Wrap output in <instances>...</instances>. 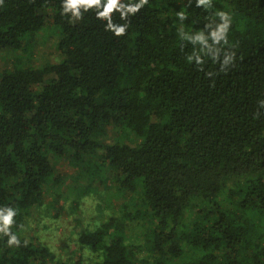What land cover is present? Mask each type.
Listing matches in <instances>:
<instances>
[{
    "label": "trees",
    "instance_id": "1",
    "mask_svg": "<svg viewBox=\"0 0 264 264\" xmlns=\"http://www.w3.org/2000/svg\"><path fill=\"white\" fill-rule=\"evenodd\" d=\"M117 2L0 0V50L50 25L61 57L0 71V264H57L24 230L62 157L135 197L82 228L74 264H264V0Z\"/></svg>",
    "mask_w": 264,
    "mask_h": 264
},
{
    "label": "rangeland",
    "instance_id": "2",
    "mask_svg": "<svg viewBox=\"0 0 264 264\" xmlns=\"http://www.w3.org/2000/svg\"><path fill=\"white\" fill-rule=\"evenodd\" d=\"M58 39L57 30L48 25L38 33L31 54L21 50H0V71L14 64L40 67L59 61ZM52 162L56 174H59L58 182L46 186L45 203L40 208L32 209L24 234L27 238L33 237L48 244L56 255L57 264H74L84 252L77 242L82 228L88 223H100L113 215L120 217L122 209L134 210L135 197L127 191L119 193L115 170L106 164L93 176L86 173L77 178V171L67 157L52 158ZM128 236L130 242L143 245L139 254L150 260V253L144 246V238L136 221H132L128 228ZM90 259L86 252L82 260L88 263L92 262Z\"/></svg>",
    "mask_w": 264,
    "mask_h": 264
},
{
    "label": "clouds",
    "instance_id": "3",
    "mask_svg": "<svg viewBox=\"0 0 264 264\" xmlns=\"http://www.w3.org/2000/svg\"><path fill=\"white\" fill-rule=\"evenodd\" d=\"M98 6L99 0H64V11L68 12L71 10L75 15H80V8L85 7V9L92 7V6ZM131 11H135L137 8L140 7L139 4H130L128 5ZM122 7L118 5L117 0H107V3L103 5V10L98 11V15L101 17L107 16L109 13L113 11V9ZM226 15L225 13H221V16L223 17ZM118 30H122L118 29ZM12 215L13 212L11 209L8 210L7 214H0V222H2V225L4 227V230L7 231L8 225H10L12 221ZM9 242H12V238L10 237Z\"/></svg>",
    "mask_w": 264,
    "mask_h": 264
}]
</instances>
